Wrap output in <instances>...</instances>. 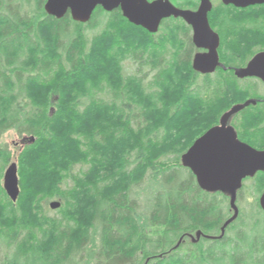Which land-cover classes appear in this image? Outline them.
I'll return each instance as SVG.
<instances>
[{"label":"trees","instance_id":"16d2710c","mask_svg":"<svg viewBox=\"0 0 264 264\" xmlns=\"http://www.w3.org/2000/svg\"><path fill=\"white\" fill-rule=\"evenodd\" d=\"M46 1L0 0V264H264V174L243 183L237 206L252 200L222 234L230 194L205 191L182 164L251 99L230 124L264 144V81L229 68L264 51V6L223 18L241 38H222L225 66L203 75L179 21L152 36L101 12L84 27L49 16ZM10 131L16 203L3 183Z\"/></svg>","mask_w":264,"mask_h":264},{"label":"water","instance_id":"95a60500","mask_svg":"<svg viewBox=\"0 0 264 264\" xmlns=\"http://www.w3.org/2000/svg\"><path fill=\"white\" fill-rule=\"evenodd\" d=\"M226 5L233 4L239 8L264 6V0H224ZM103 6L108 12L122 6L124 16L134 25L145 28L156 34L161 22L169 17L182 18L193 26L195 31L194 44L199 49H206L207 54H198L194 61L195 71L204 75L216 72L221 66L219 58L220 38L214 33L208 22L211 11V1L202 0L198 13L181 11L167 1L149 3L147 0H47L46 13L56 19H63L70 11L74 21L87 23L98 6ZM239 79L258 78L264 81V52L254 56L245 68L235 69ZM257 100L251 99L243 104L233 106L223 115L220 124L208 130L198 138L187 153L182 157V164L189 168L199 185L208 192H226L231 196L233 217L225 224L227 226L239 216L237 193L242 188L243 181L254 177L258 172H264V151H258L239 140L231 119L250 105H256ZM4 189L12 202L20 197V181L18 165H10L4 175ZM264 211V194L260 199ZM52 210L61 208L59 201L50 203ZM201 234L198 235L200 239Z\"/></svg>","mask_w":264,"mask_h":264},{"label":"flooded vegetation","instance_id":"af4514ba","mask_svg":"<svg viewBox=\"0 0 264 264\" xmlns=\"http://www.w3.org/2000/svg\"><path fill=\"white\" fill-rule=\"evenodd\" d=\"M149 3H153V2H156V1H159V0H147ZM162 1H167V2H169L171 5H173L176 9H178V10H181V11H187V12H192V13H198L199 12V10H200V8H201V4H202V0H162ZM211 1V5H212V7H211V11H209V13H208V22H209V24H210V27L212 28V30L214 31V33H216L218 36H219V38H220V41H221V44H220V48H219V50H218V52H219V58H220V63H221V66L220 67H218L217 68V70L216 71H218L220 68H222V66H225V63H223V61H222V58H221V54H220V49H221V45H222V38H225L227 35H229V31L230 30H227V31H224L223 29H222V27L223 26H221V23L223 24V18L225 17V16H228L229 17V19L231 20V21H234V24L235 23H237L238 21H239V17H240V13L242 12V11H244V10H248V9H251V8H253V7H256V6H251V7H248V8H245V9H243V8H239V7H237V6H235V5H233V4H230V5H226L225 3H224V0H210ZM47 2V1H46ZM45 5H46V3H45ZM46 12V11H45ZM101 12H103V13H106V14H116V15H119L120 13H121V15L124 17V19L126 20V22L127 23H129L130 25H133V26H135V27H137V28H139V29H141V30H143V31H146V32H148L145 28H143V27H141V26H136V25H134V24H132L125 16H124V12H123V8H122V6H119V7H117V8H115L113 11H111V12H108V11H106L105 9H104V7L103 6H98L97 8H96V10L94 11V13H93V15H92V18L94 17V15L95 14H101ZM68 15H70L71 16V14H70V11L68 12V14L66 15V16H68ZM65 16V17H66ZM64 17V18H65ZM72 18V17H71ZM92 18H91V20L89 21V22H87V23H80V24H82V25H84V27L85 26H87V25H89L90 23H91V21H92ZM229 20V21H230ZM74 21V20H73ZM173 21H179L180 22V24H182L183 26H185L184 28L186 29V36L188 37V38H192V44H193V46H194V52H193V60H192V67H193V69H194V61H195V58H196V56L198 55V54H207V53H209V51L208 50H206V49H199L195 44H194V36H195V31H194V28H193V26L192 25H190L187 21H185L184 19H182V18H175V17H169V18H166V19H164L162 22H161V24H160V28H159V31H158V33L160 32V31H162L163 30V32L165 31V30H167V29H169V28H167V25L166 24H168V23H171V22H173ZM76 22V21H75ZM221 22V23H220ZM76 23H79V22H76ZM224 25V24H223ZM234 31H236V30H234ZM148 33H150V32H148ZM158 33H156V34H158ZM152 36H156V34H152V33H150ZM235 37H237L238 35H237V31H236V33H235ZM234 37V38H235ZM262 52H264V51H262ZM261 53V52H260ZM259 54V53H258ZM257 55V54H256ZM255 55V56H256ZM252 60V59H251ZM250 60V61H251ZM249 61V62H250ZM248 62V63H249ZM248 63L245 65V66H240V67H229V68H232L233 69V72H234V74H235V69H237V68H245V67H247V65H248ZM195 70V69H194ZM198 72V71H197ZM200 73V72H199ZM213 74V73H212ZM204 75V74H203ZM248 79H258V78H248ZM261 80V79H260ZM259 101H263V100H259ZM200 138V137H199ZM240 140V139H239ZM240 141H242V140H240ZM243 143H246V144H248L247 142H245V141H242ZM195 143V142H194ZM248 145H250V144H248ZM251 147H253L254 149H256V150H258V151H264V146L263 147H254V146H252V145H250ZM192 147V146H191ZM190 147V148H191ZM189 151V150H188ZM187 151V152H188ZM186 152V153H187ZM259 174H264V172H258L254 177H252V178H247V179H245L244 181H243V183L245 182V181H247V180H250V179H256L257 178V176L259 175ZM239 192H240V190L238 191V193H237V200H238V196H239ZM263 194H264V192H263ZM262 194V195H263ZM262 195H261V197H262ZM261 197H260V199H261ZM230 199H231V196H230ZM237 202V201H236ZM259 203H260V200H259Z\"/></svg>","mask_w":264,"mask_h":264},{"label":"rangeland","instance_id":"374dc122","mask_svg":"<svg viewBox=\"0 0 264 264\" xmlns=\"http://www.w3.org/2000/svg\"><path fill=\"white\" fill-rule=\"evenodd\" d=\"M235 33H236V31H232L225 38H231L233 41H235L233 39L236 36ZM238 34H239V31H237V35ZM235 38H241V37L238 35ZM222 44H223V40H222ZM261 134L262 133H259V134H257V136L261 135ZM1 142L3 145L7 146L8 150L11 152V160H10L8 167L10 165H12L13 163H16L18 165V163H17L18 162L17 158H18V154H19L18 152L22 151V148L18 147V143L21 142V138L19 137V135L14 131H10L7 134H5V136L2 138ZM263 142L264 141H261L260 144H262ZM263 146H264V144L260 145L258 147H263ZM251 200H252V198H249V199L247 198V200L245 201V198H244V200H241V202L239 203L238 206L240 207V209H241V207L244 208V206H246ZM54 201H59V200H54ZM48 209H50L49 205H48ZM50 211L51 212H48L49 213L48 215L52 216L51 218H60L61 215L59 212H57L56 210L52 211L51 209H50Z\"/></svg>","mask_w":264,"mask_h":264}]
</instances>
